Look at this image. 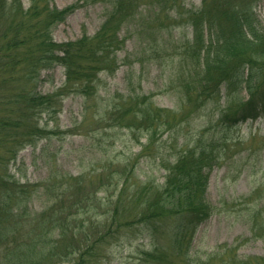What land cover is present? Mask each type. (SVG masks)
Listing matches in <instances>:
<instances>
[{"label":"trees","instance_id":"trees-1","mask_svg":"<svg viewBox=\"0 0 264 264\" xmlns=\"http://www.w3.org/2000/svg\"><path fill=\"white\" fill-rule=\"evenodd\" d=\"M27 1L0 0V264L94 263L101 247L121 238L148 239L138 252L142 264H210L228 252L217 248L203 259L191 246L197 226L216 210L205 198L207 169L226 138L199 135L174 159H164L154 135L179 126L182 114L155 105L149 93L132 86L122 92L101 87L102 75L116 69L123 43L117 29L134 14L137 0H100L109 10L98 29L66 41H56L52 30L74 4ZM167 1L175 6L170 20L192 28L191 42L184 39L178 50L182 100L197 108L218 104L216 124L222 128L264 112V26L253 12L257 0H201L197 8L180 10L176 0ZM163 2L149 0L158 17ZM56 65L63 69L61 85L39 91L41 71ZM70 93L81 98V113L95 115L94 123L127 128L144 142L126 159L105 152L75 174L55 166L40 180L20 181L10 162L21 148L46 137L40 119L56 115ZM86 121L79 119L76 127ZM145 151L155 152L161 181L136 174ZM252 229L264 234L256 219Z\"/></svg>","mask_w":264,"mask_h":264},{"label":"rangeland","instance_id":"rangeland-1","mask_svg":"<svg viewBox=\"0 0 264 264\" xmlns=\"http://www.w3.org/2000/svg\"><path fill=\"white\" fill-rule=\"evenodd\" d=\"M200 1L176 0V3L181 5L180 10L197 8ZM234 2L242 4L241 0ZM23 3L28 5L27 0ZM53 3L58 8L74 4L64 21L52 30L56 41L75 39L83 33L93 34L109 10V5L100 0H53ZM252 6L256 21L264 26V0L253 2ZM153 9L149 0H137L134 14L116 28L119 38L123 39L122 47L115 53V71L110 75L102 73L101 87L109 92L116 89L122 92L123 87L132 86L149 93L155 105L178 112L179 118L182 114L179 126L157 130L154 135H157L154 143L160 146L164 159H174L193 145L199 135L202 139L226 138L224 143H219V158L207 169L205 198L216 210L197 226L191 240L192 250L203 259L217 248L228 250L222 256L218 254L210 264H264L261 259L264 258V234L252 229L255 219L264 224V112L233 127L222 128L216 124L218 104L197 108L186 99L183 101L180 82L185 75L184 63L179 62L178 50L184 39L191 42L192 28L170 20L175 6L169 1L163 2L159 17ZM159 25L167 27L159 29ZM206 40L208 35L205 43ZM40 77L37 89L52 90L61 85L63 69L56 65L41 71ZM101 95L108 94L102 91ZM100 98H104L103 103L107 101L106 97ZM81 104V98L70 93L63 98L56 115H43L40 123L46 125V137L38 140L36 147L21 148L9 164L16 178L37 181L46 176L49 167L55 166L75 174L93 166L97 159L105 157V152L119 159L137 153L144 137L137 140L127 128L94 123L95 115L92 117L90 110L81 113ZM85 116L86 125L76 127ZM152 152L138 158L135 172L142 179L161 181L164 171ZM147 247V238L132 241L121 238L101 247L99 260L89 264H142L138 252Z\"/></svg>","mask_w":264,"mask_h":264}]
</instances>
